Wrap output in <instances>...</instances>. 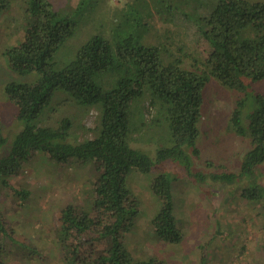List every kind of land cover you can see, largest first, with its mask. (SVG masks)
Returning <instances> with one entry per match:
<instances>
[{
	"label": "trees",
	"instance_id": "1",
	"mask_svg": "<svg viewBox=\"0 0 264 264\" xmlns=\"http://www.w3.org/2000/svg\"><path fill=\"white\" fill-rule=\"evenodd\" d=\"M8 7V0H0V13ZM25 9L26 39L6 49L4 55L11 71L35 73L39 78L32 84L12 82L5 87L8 99L17 108V118L22 120V129L8 140L2 135L0 123V190L9 186V179L16 177L37 152L61 165L73 162L94 166L96 179L88 208L76 204L61 207L54 228L66 264H165L153 256H137L125 245L141 213L126 179L132 170L148 173L156 165L165 168L167 161L183 167L199 186L246 180L240 197L258 206L264 215V176L257 172L264 163L262 94L255 97L247 114L246 98L238 100L232 112L235 133L249 139L237 173L204 174L194 169L193 159L184 150L188 146L193 148V155L198 153L195 140L202 91L211 78L238 92L264 80L263 3L150 0L151 14L166 16L169 21H187L186 25H192L197 37L206 42L208 52L194 55L182 47L174 51L166 37L160 44L149 45L143 41L146 32L142 33V29L135 36H121L116 27L111 38L91 36L60 69L54 62L55 54L73 36L76 22L59 16L47 0H27ZM129 9L132 10L115 14V18H123L125 25L145 26L141 19L147 12L142 15ZM185 60H190L193 68H187ZM103 76L111 78L108 86L99 84ZM59 92L69 96L82 116L95 110L93 128L87 129L91 137L68 142L75 121L70 117L61 118L55 126L42 123L44 110ZM140 100L154 112L148 122L142 112L140 125L157 127L159 115H163L174 141L171 147L158 150L155 159L130 145V109L133 102ZM162 169L151 184L160 206L149 227L156 240L177 245L182 242L183 231L175 215V178ZM13 191L21 201L30 195L24 188ZM204 262L202 256L199 264ZM0 264L8 263L0 259Z\"/></svg>",
	"mask_w": 264,
	"mask_h": 264
},
{
	"label": "rangeland",
	"instance_id": "2",
	"mask_svg": "<svg viewBox=\"0 0 264 264\" xmlns=\"http://www.w3.org/2000/svg\"><path fill=\"white\" fill-rule=\"evenodd\" d=\"M47 1L59 16H68L76 22L73 36L55 54L54 62L59 69L75 57L77 50L91 36L101 34L111 38L116 27L121 36H135L142 29V33L146 32L143 41L149 45L160 44L159 41L164 42L166 37L168 46L174 51L182 47L186 53L194 55L208 52L206 42L197 37L192 25H186L187 21L181 23L180 18L169 21L166 20L168 17L154 12L152 16L150 0ZM210 1L215 3V0H207ZM245 1L264 4V0ZM8 2V9L0 13V123L2 135L10 140L21 131L22 120L17 118V108L8 99L5 87L12 82L32 84L39 76L16 73L8 67L4 52L23 42L27 36V0ZM131 7L142 15L150 13L141 19L145 26L125 25L123 18H115V14L132 10ZM170 41L174 44L170 45ZM185 66L193 68L190 60H185ZM111 81L103 76L99 84L108 86ZM258 94L264 96V80L250 83L245 92L231 90L214 78L204 86L195 140L197 155L192 154V147L184 146L185 153L193 159L195 170L204 174L238 172L240 161L249 148V139L235 133L232 112L236 102L244 98L247 99L244 114L250 112ZM146 105V101L140 100L131 106L130 145L155 159L158 150L171 147L174 141L163 115H159L161 119L157 127L140 125L142 112L147 122L154 114ZM76 107L67 94L59 92L50 107L44 110L42 123L55 126L61 118L70 117L75 121L67 141L75 143L89 138L92 133L87 129L93 128L95 110L82 116ZM164 165L165 168L156 165L148 173L132 170L127 176L126 185L141 206L136 225L126 238L125 245L129 250L137 256H153L165 264H199L202 256L206 261L204 264H264V215L258 206L240 197L246 180L199 186L185 174L183 167L168 161ZM161 168L175 178V215L183 231L182 242L177 245L156 240L149 227L160 206L151 192V184ZM94 170L90 163L57 164L39 152L23 164L17 176L9 179V186L0 190V259L8 264H66L54 228L61 207L76 204L88 208L96 179ZM259 171L264 176V163ZM261 182L264 184V179ZM18 187L30 192L24 201L14 194L13 189Z\"/></svg>",
	"mask_w": 264,
	"mask_h": 264
}]
</instances>
